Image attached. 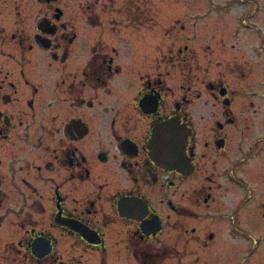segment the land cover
<instances>
[{
  "label": "flooded vegetation",
  "instance_id": "flooded-vegetation-1",
  "mask_svg": "<svg viewBox=\"0 0 264 264\" xmlns=\"http://www.w3.org/2000/svg\"><path fill=\"white\" fill-rule=\"evenodd\" d=\"M75 1L0 0L7 264H207L204 240L258 243L264 227L243 223L251 211L264 223V0H203L189 18L202 45L179 34L159 57L147 29L101 23L146 17L150 0ZM170 119L187 137L153 138ZM151 140H186L182 166L156 163ZM118 223L130 233L113 235L111 262Z\"/></svg>",
  "mask_w": 264,
  "mask_h": 264
},
{
  "label": "rangeland",
  "instance_id": "rangeland-1",
  "mask_svg": "<svg viewBox=\"0 0 264 264\" xmlns=\"http://www.w3.org/2000/svg\"><path fill=\"white\" fill-rule=\"evenodd\" d=\"M78 3L79 0L71 3L70 9L73 11L77 9ZM148 4L152 6L151 12L147 11L149 13L146 17L128 18L121 16H102L101 23L104 25L130 24L133 27H136V29H147V31H149L147 33L148 39L153 44L152 50H154V53L155 55H157V57H159L162 53H165L166 50L173 45L174 48H177L178 46H181L183 44L182 42H178L181 40L179 34H185L187 36L185 42L188 43L191 48H198L202 45L203 42H200V40L192 37V31H198L200 24L197 25L196 28H191L189 25H192L193 23L189 18H192L196 11L207 8L208 3L203 2V0H150L148 1ZM72 15L73 24H82L79 17H77L73 12ZM179 24L185 25V33H182L180 31ZM211 24L212 22L209 20L206 26H210ZM108 40L114 39L109 38ZM203 41L205 42L208 40ZM175 70L177 69L175 68ZM214 71H222L225 73L229 72V70L227 69V65L225 64L218 65L214 69ZM184 73L187 74V70H185ZM173 81L174 85L180 82V80L176 81V77ZM189 81L193 82V80ZM187 85L188 81L185 80V86ZM197 183H199L198 177H195L193 180L187 182L190 187L196 185ZM177 199L183 202L189 200L186 197H179ZM244 216L247 219L243 224L248 231L257 233H261L263 231L264 223L257 219L258 214L256 211L246 213ZM252 222L255 223L251 224ZM108 228V234L111 238V240L109 241L111 251L108 252V258L109 261L112 262L116 260L118 253L117 247L114 246L115 241L113 235L120 232L126 234L130 233V225L127 226L126 224L121 223L110 224ZM209 230H212L210 225L204 227L205 232H208ZM14 231L15 228L9 225L0 227V242L2 241L1 239H4L7 235L14 234ZM221 235H219L215 241L204 240V242L208 243L210 249V253H207L208 255L206 256V262L208 261L207 264H264V238L258 240V243L250 240L248 245L247 240H227L225 238L223 239V235ZM175 242L178 248H180L181 250L184 248L183 242L176 240L169 239L167 245H174ZM188 248H192V246H188ZM2 253L3 252L0 251V264H7L10 257L4 254L1 256ZM85 257L88 258V256ZM199 261L198 263H203L202 259H200ZM167 264H178V261L177 259H174L173 261H169ZM182 264L197 263L189 262L187 258L182 262Z\"/></svg>",
  "mask_w": 264,
  "mask_h": 264
},
{
  "label": "water",
  "instance_id": "water-1",
  "mask_svg": "<svg viewBox=\"0 0 264 264\" xmlns=\"http://www.w3.org/2000/svg\"><path fill=\"white\" fill-rule=\"evenodd\" d=\"M153 138L161 137H187L175 119H170L155 126L152 134ZM186 140H151V151L153 160L159 165H165L169 168L179 169L184 160L183 153ZM167 146V147H166ZM179 148L175 153L171 147Z\"/></svg>",
  "mask_w": 264,
  "mask_h": 264
}]
</instances>
